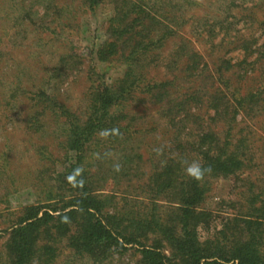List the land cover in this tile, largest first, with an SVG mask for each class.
Here are the masks:
<instances>
[{
    "label": "rangeland",
    "instance_id": "rangeland-1",
    "mask_svg": "<svg viewBox=\"0 0 264 264\" xmlns=\"http://www.w3.org/2000/svg\"><path fill=\"white\" fill-rule=\"evenodd\" d=\"M164 2L157 11L174 18L171 26L182 21L180 33L168 40L160 56L167 60L153 65L148 78L171 81L170 97L163 101L138 94L131 99L123 113L131 131L129 141L116 140L91 156L86 167L89 187L98 194L116 195L112 210L118 208L126 215L138 211L139 218H145L144 206L133 209L127 196L147 197L153 164L157 176L168 158L177 155L166 152L172 145L168 140L175 139L173 131L178 130L177 142L182 143H195L199 134H214V153L221 162L226 160L229 140L238 163L231 174L220 169L217 177L203 181L207 191L191 222L201 242L215 240L226 246L230 237L240 248L256 234L263 238L264 252V0ZM114 10L112 0L94 12L81 7L80 0H0V264L6 258L10 228L28 208L60 207L74 195L67 173L75 153L65 144L60 113L69 110L79 119L86 118L92 64L108 85L124 77V64L96 58L109 36ZM186 57L198 70H184ZM44 93L61 108L57 114L38 104L39 98L32 101ZM166 100L172 102L167 108ZM180 101L187 114L173 122V109ZM163 175L151 186L155 196L171 191L165 188L167 175ZM188 188L176 186L175 191ZM171 205L161 201L150 229H141L147 242L167 257L173 256L168 238L182 234L181 215L171 211ZM250 219L254 225L246 224ZM123 227L128 229L129 224ZM58 234L52 231L39 237V245L50 251L35 264H93L75 258L70 235L59 239ZM140 250L129 246L103 264H137Z\"/></svg>",
    "mask_w": 264,
    "mask_h": 264
},
{
    "label": "trees",
    "instance_id": "trees-1",
    "mask_svg": "<svg viewBox=\"0 0 264 264\" xmlns=\"http://www.w3.org/2000/svg\"><path fill=\"white\" fill-rule=\"evenodd\" d=\"M112 1L115 10L109 20V36L97 49L96 58L108 64L114 61L121 62L126 66L125 75L113 85H108L104 76L96 71L95 65H91L88 76L93 83L84 120L69 110L62 111L45 93L31 98L32 101L39 98L38 104L44 105L45 109L55 114H57L55 111L61 110L60 115L64 116L65 144L69 151L75 153V163L69 167L67 177L75 192L69 200H63L60 207L59 204H48L28 208L20 220L10 228L6 258L1 264L40 262V258L50 250H43V246L39 245V237L52 231L55 234L59 233V239L70 235L68 240L73 256L81 261L90 260L93 264L109 262L114 254L123 253L129 246L141 249V259L137 264H264V252L260 243L263 241L262 237L252 234L240 248H237L230 237L226 246H221L215 240L201 242L196 225L191 222L197 218L196 210L207 191L203 181L217 177L220 169L226 174H231L234 163H238L235 152L230 149L232 144L229 140L226 143L228 146L226 160L221 162L219 154L214 153L216 147L213 145L215 143H212L216 139L214 134H199L195 138V143H182L181 139L177 142L179 132L174 128L173 135L176 133V136L172 141L168 140L172 145L166 152L167 156L172 152L178 156L169 157L157 176L155 169L158 168L153 164L154 169L148 182L150 191L146 194L148 198L134 194L127 196V201L132 204L133 209L137 210V206H144L147 210L143 215L145 218H139L138 211H129L126 215L117 212L118 208L112 210L117 196L98 194L89 187V172L86 167L91 165L92 160H89L91 156L103 147L116 143V140H124L125 143L129 141L127 136L129 137L131 131L129 126L124 124L127 118L123 117V113L131 99L138 94H151L152 98H164V101L170 95L168 86L171 81L168 79L154 81L148 78V75L153 65L157 66L167 60V58L160 60L163 53L161 50L168 40L180 33L182 22H174L171 26L174 18L166 12L159 14L157 10L165 5L164 0ZM80 2L81 7L94 12L107 0ZM52 31L57 33V27ZM185 61V71L191 68L193 71L198 70V65L195 67L188 57ZM163 65L166 68L170 67V64L164 62ZM171 103L170 100H166L164 105L167 108ZM183 104L184 101L175 104L173 122L176 120L180 122L187 114L185 113L187 110L181 111ZM187 151L193 154L192 157L187 155ZM196 165H199L200 172L196 171ZM189 168L192 169V173L189 172ZM163 173L167 175L165 188L170 189L168 194H174L175 197L161 192L155 196L152 192L151 186L159 183L157 178L164 177ZM176 186L189 188L178 193L175 191ZM140 199L147 200L148 204L139 203L142 201ZM161 201L172 204L171 211L179 213L182 218L181 236L168 238L169 246L173 250L172 257H167L158 246L147 242L141 231L145 228L150 229L149 226L155 219L154 212L161 208ZM253 222V219H250L246 224L251 226L254 225ZM124 223L129 224L128 229H124Z\"/></svg>",
    "mask_w": 264,
    "mask_h": 264
},
{
    "label": "clouds",
    "instance_id": "clouds-1",
    "mask_svg": "<svg viewBox=\"0 0 264 264\" xmlns=\"http://www.w3.org/2000/svg\"><path fill=\"white\" fill-rule=\"evenodd\" d=\"M195 168H196L197 172H200L199 165H196ZM189 172L192 173V169L191 168H189ZM197 178H199V177H197Z\"/></svg>",
    "mask_w": 264,
    "mask_h": 264
}]
</instances>
